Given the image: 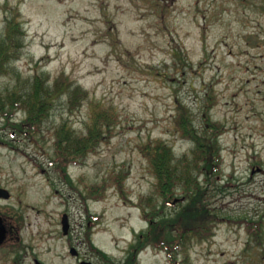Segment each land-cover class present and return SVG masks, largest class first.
Segmentation results:
<instances>
[{
  "label": "rangeland",
  "instance_id": "rangeland-1",
  "mask_svg": "<svg viewBox=\"0 0 264 264\" xmlns=\"http://www.w3.org/2000/svg\"><path fill=\"white\" fill-rule=\"evenodd\" d=\"M12 13H19L26 31L25 49L0 82L10 88L41 71L52 79L65 72L91 97L116 106L121 116L116 135L68 173L85 190L113 173L129 172L124 196L111 187L105 199L85 202L53 163L51 131L46 129L45 138L31 137L4 128L0 120V186L13 196L2 203L21 205L43 233L41 259L75 263L60 234L64 209L71 214L74 244L89 251L87 206L100 213L91 238L122 264L136 233L148 225L130 201L151 193L156 181L140 147L162 138L178 155L189 153L194 144L177 131L175 110L179 101L186 104L203 131L212 90L217 99L212 117L226 129L219 181L226 190L209 188L208 204L220 220L215 235L196 243L189 255L194 264H264V241L261 245L247 223H239L262 219L264 230V173L252 174L253 165L264 168V0H0V36ZM59 112L48 126L59 123ZM69 116L83 130L87 105ZM24 117L19 112L14 119ZM138 261L175 264L154 247Z\"/></svg>",
  "mask_w": 264,
  "mask_h": 264
},
{
  "label": "trees",
  "instance_id": "trees-1",
  "mask_svg": "<svg viewBox=\"0 0 264 264\" xmlns=\"http://www.w3.org/2000/svg\"><path fill=\"white\" fill-rule=\"evenodd\" d=\"M22 24L19 13H12L7 18L0 36V79L10 75L13 61L25 49L26 31ZM21 83L19 81L9 88L0 82V120L4 121V128L37 138H45L46 129L51 131V158L64 173L65 181L85 202L105 199L111 187L124 196L129 172L113 173L101 182L88 184L85 190L80 189L68 173V167L85 163L101 144L116 135L121 120L116 106L91 97L87 88L65 72L52 79L49 73L41 71ZM206 99L203 131L197 128L193 113L186 104L179 101L175 110L173 121L177 131L194 144L189 153L178 155L173 145L162 138L151 139L140 147L156 181L151 193L141 195L135 203L130 201L140 208L148 225L136 233L123 264H139L140 253L149 247L166 251L175 264H178L179 255V264H194L190 249L215 235L220 217L209 206L207 196L211 185L220 191L226 190V185L219 184L224 177L221 138L226 129L224 123L212 117L211 111L217 100L212 90ZM85 105L88 116L83 130H78L69 115ZM57 110L61 116L59 123L48 126ZM19 112L25 117L17 121L14 118ZM80 181L83 182L84 178L81 177ZM175 198L181 199L171 205L169 202ZM228 220L233 221L232 218ZM241 221L247 223L249 231L262 245L264 230L261 221L239 219V223Z\"/></svg>",
  "mask_w": 264,
  "mask_h": 264
},
{
  "label": "flooded vegetation",
  "instance_id": "flooded-vegetation-1",
  "mask_svg": "<svg viewBox=\"0 0 264 264\" xmlns=\"http://www.w3.org/2000/svg\"><path fill=\"white\" fill-rule=\"evenodd\" d=\"M252 169H258L259 172L264 173V168L260 165L253 166ZM12 198V194L9 198H0V217L2 218L0 225L3 233L0 235V264H48L44 259L39 257L38 238L43 233L38 232V226L34 225L33 227L32 221L28 220L27 216L23 213L21 205L2 203L3 201H10ZM87 210L86 206V214ZM95 214H92L95 221L100 220V213ZM88 217L87 214V220ZM65 222L67 223V231L64 230ZM60 224V234L68 239V252L75 258L74 264H84L87 261H91L93 264H118L117 260L106 249L96 245L91 238L92 235L96 234L93 231L95 227L94 225L92 226L91 220H88L84 233L86 238H88L89 234L92 241V245H89V251L83 250L79 241L78 245L74 244L75 241L71 236L73 223L69 209L62 210ZM90 225L92 226L91 229L89 228Z\"/></svg>",
  "mask_w": 264,
  "mask_h": 264
},
{
  "label": "water",
  "instance_id": "water-1",
  "mask_svg": "<svg viewBox=\"0 0 264 264\" xmlns=\"http://www.w3.org/2000/svg\"><path fill=\"white\" fill-rule=\"evenodd\" d=\"M11 196V193H10V191L7 189V188H4V187H0V198L1 197H6V198H9ZM174 203H176V201H173ZM1 217H0V221H1ZM65 229L64 230H66L67 231V223L65 222ZM1 234H3L2 233V230H1V225H0V235ZM3 237V236H2ZM84 264H93L92 262H89V261H87V262H85Z\"/></svg>",
  "mask_w": 264,
  "mask_h": 264
}]
</instances>
